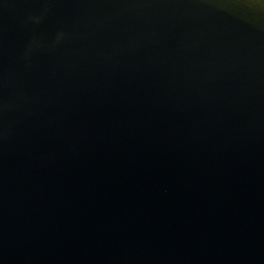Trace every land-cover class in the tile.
Instances as JSON below:
<instances>
[{
    "label": "water",
    "instance_id": "1",
    "mask_svg": "<svg viewBox=\"0 0 264 264\" xmlns=\"http://www.w3.org/2000/svg\"><path fill=\"white\" fill-rule=\"evenodd\" d=\"M0 264H264V0H0Z\"/></svg>",
    "mask_w": 264,
    "mask_h": 264
}]
</instances>
